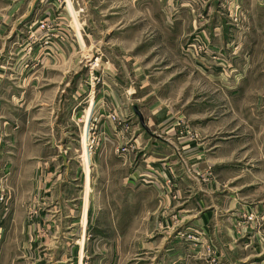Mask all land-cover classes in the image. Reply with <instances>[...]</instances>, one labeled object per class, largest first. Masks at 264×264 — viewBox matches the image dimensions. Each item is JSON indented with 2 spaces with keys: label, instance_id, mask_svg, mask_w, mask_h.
<instances>
[{
  "label": "crops",
  "instance_id": "0c3cea01",
  "mask_svg": "<svg viewBox=\"0 0 264 264\" xmlns=\"http://www.w3.org/2000/svg\"><path fill=\"white\" fill-rule=\"evenodd\" d=\"M2 195L0 264H53L91 204L110 264H264V0H0Z\"/></svg>",
  "mask_w": 264,
  "mask_h": 264
},
{
  "label": "rangeland",
  "instance_id": "374dc122",
  "mask_svg": "<svg viewBox=\"0 0 264 264\" xmlns=\"http://www.w3.org/2000/svg\"><path fill=\"white\" fill-rule=\"evenodd\" d=\"M205 47L206 46H203L202 44H197V43L189 41L184 48V52H185V54H187V53L191 54L190 52H192L195 57H200V55L202 53L203 54L206 53L207 50ZM10 63L14 64V62L13 63L10 62ZM85 63H86V67L88 70V69L93 67L91 64L96 63V60H92V58H91V59H89V61L85 60ZM11 68H13V67H11ZM226 84L232 86L233 90L237 85L238 86L243 85L242 82H240L238 77H236V76H232L231 78H226L225 80H223L221 78L219 80V82L215 81V85H217V86H222V85H226ZM194 95H195V97H197V95H198L197 91L193 92L190 95V97L192 98ZM213 95L216 96L217 100H219L221 102L225 101V100H230V101L234 100V101H237V103H239L240 100H243L247 94L242 93V91L240 89H237V91L234 90L231 92L230 91L224 92L223 90L220 89L219 91H216V93H214ZM237 114L239 115V112H237ZM75 120L77 123L80 121V119H75ZM137 120H138V118H137ZM138 122H139V120H138ZM122 127H125V125H122ZM90 128H91L90 129V139L89 140L85 139L84 143H83V145H84V153H83L84 158L83 157L81 158V156L72 157L74 166H78V165H80V163L88 165L89 162H90V166L92 165V167H94V165H95V150L97 147L98 148L100 147V141H99L100 136L97 135L99 128H97L94 123H93V125H90ZM86 131H88V128ZM127 131H128V128H127ZM77 133H79V131ZM85 137H86V135H85ZM87 170H89V169H87ZM88 175H89V173L87 172V178H88ZM91 175H92L93 179H95L94 171ZM81 181H83L82 178L78 182L80 183ZM3 197H4V195H3ZM4 201H5V197H4ZM74 208L76 209L77 213L75 215H73L71 220L69 219L70 221H72L71 224H70V222L68 223L69 220H67L66 225L64 227L62 225H60L59 222H57L56 227H54L55 229L58 228L59 230H61L60 233H62V232L67 233V231H62V229L65 228V230H66L69 227V225H71L73 235L70 237H67V238H63V237L61 238V236L57 237V235H55L53 238L52 237L48 238V240L51 243V247H49V249H51V248H53V246H55L56 250H57V253L55 254V256L51 257L53 264H75V262L77 264H110V262H109L110 259H108L107 256L111 257V240H112V237L110 236L111 221L106 220V214L101 215L98 213L97 206L95 204L85 205V206H83V208H82V206L77 205ZM82 209H83V211L87 210V215H86V211H84L83 212L84 221L81 224V222H79V221H81L80 220L81 219L80 214H78V213ZM42 211H43L42 212L43 216H46L45 210L42 209ZM36 215H38V213ZM85 215H86V217H85ZM103 232L106 233L108 236H105V234ZM2 233H4V230L3 231L0 230V241L3 239V237H1L3 235ZM98 234H103V236H99ZM187 239L192 240L193 238L191 235H188ZM62 241H65V243ZM64 244L66 246L65 252H62V251L58 252V247H60ZM42 250L43 249H40V252ZM206 250L208 252V249H206ZM209 253L211 254V252H209ZM49 254H50V251H45V254H41V256L42 255H49ZM102 257L104 258L103 262L101 260ZM48 260H49V258H48Z\"/></svg>",
  "mask_w": 264,
  "mask_h": 264
},
{
  "label": "built area",
  "instance_id": "2783aa9c",
  "mask_svg": "<svg viewBox=\"0 0 264 264\" xmlns=\"http://www.w3.org/2000/svg\"><path fill=\"white\" fill-rule=\"evenodd\" d=\"M39 28L41 30H43L45 34H47L46 39L48 41L50 39L49 36H52V34H50V33H52V31H53L49 22H47V21L41 22L39 24ZM94 82H95V84H97L99 82V80L94 77ZM113 120L116 121V118H113ZM3 201H4V197L2 195L0 197V202H3ZM245 221L248 223L255 222L256 218L254 217L253 214H248V215H245Z\"/></svg>",
  "mask_w": 264,
  "mask_h": 264
},
{
  "label": "water",
  "instance_id": "95a60500",
  "mask_svg": "<svg viewBox=\"0 0 264 264\" xmlns=\"http://www.w3.org/2000/svg\"><path fill=\"white\" fill-rule=\"evenodd\" d=\"M134 111H135L136 116L138 117L139 124L141 125V127L145 131V133L153 139L160 140V137L153 134V132L148 128V126L145 123V119L142 116V114L140 113V111L138 110V108L135 107Z\"/></svg>",
  "mask_w": 264,
  "mask_h": 264
}]
</instances>
